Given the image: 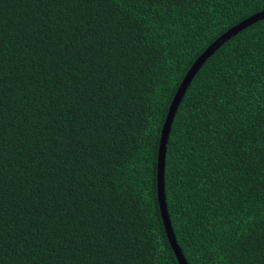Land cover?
Here are the masks:
<instances>
[{
  "label": "trees",
  "instance_id": "1",
  "mask_svg": "<svg viewBox=\"0 0 264 264\" xmlns=\"http://www.w3.org/2000/svg\"><path fill=\"white\" fill-rule=\"evenodd\" d=\"M264 0H0V264H178L169 105ZM164 196L187 264H264V19L188 85Z\"/></svg>",
  "mask_w": 264,
  "mask_h": 264
},
{
  "label": "water",
  "instance_id": "2",
  "mask_svg": "<svg viewBox=\"0 0 264 264\" xmlns=\"http://www.w3.org/2000/svg\"><path fill=\"white\" fill-rule=\"evenodd\" d=\"M264 19V11L259 12L250 18L244 20L243 22L237 24L236 26L232 27L222 36H220L215 42H213L194 62L191 68L186 73L185 77L183 78L181 84L179 85L170 105L168 108V112L163 123L161 132H160V139H159V146L157 152V201L158 207L160 212V217L164 226L165 234L169 245L174 252L176 260L178 264H187L185 259L183 258L179 247L177 246L173 231L171 229L170 221L168 218L167 207L165 203V196H164V161H165V152H166V142L168 139V135L171 129V124L173 118L176 114L177 108L185 94V91L194 78L197 71L200 69L202 64L205 60L212 55V53L219 48L225 41L233 37L235 34L240 32L241 30L247 28L253 23H256L260 20Z\"/></svg>",
  "mask_w": 264,
  "mask_h": 264
}]
</instances>
